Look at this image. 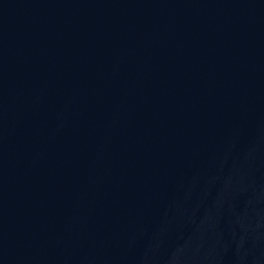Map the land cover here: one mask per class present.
<instances>
[{"label":"water","instance_id":"1","mask_svg":"<svg viewBox=\"0 0 264 264\" xmlns=\"http://www.w3.org/2000/svg\"><path fill=\"white\" fill-rule=\"evenodd\" d=\"M0 264H264V0H37Z\"/></svg>","mask_w":264,"mask_h":264}]
</instances>
